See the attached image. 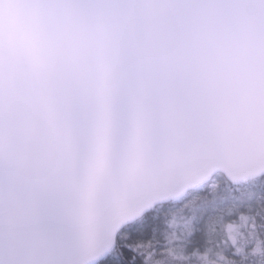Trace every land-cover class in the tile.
I'll return each instance as SVG.
<instances>
[{
    "label": "snow or ice",
    "instance_id": "snow-or-ice-1",
    "mask_svg": "<svg viewBox=\"0 0 264 264\" xmlns=\"http://www.w3.org/2000/svg\"><path fill=\"white\" fill-rule=\"evenodd\" d=\"M0 264H264V0H0Z\"/></svg>",
    "mask_w": 264,
    "mask_h": 264
}]
</instances>
